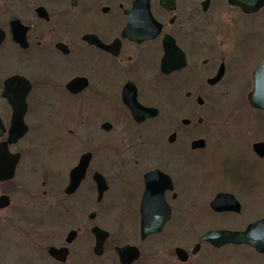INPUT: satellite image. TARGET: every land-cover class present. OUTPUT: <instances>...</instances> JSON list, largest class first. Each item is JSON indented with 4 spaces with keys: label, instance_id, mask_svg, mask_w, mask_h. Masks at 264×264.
<instances>
[{
    "label": "flooded vegetation",
    "instance_id": "1",
    "mask_svg": "<svg viewBox=\"0 0 264 264\" xmlns=\"http://www.w3.org/2000/svg\"><path fill=\"white\" fill-rule=\"evenodd\" d=\"M223 1L228 4L218 0ZM205 2L0 0V178H7L0 179V213L10 209L15 195L41 196L43 225H59L62 210L69 216L61 227L79 223L88 209L93 210L90 222L97 209L120 210L123 225L135 218L141 246L114 247L118 260L117 248L130 245L140 252L133 264H264V253L247 244L215 248L201 240L211 232L264 226V138L256 137H264V128L246 116L221 123L226 110L264 115L249 102L264 52L242 87L240 49L218 39L224 27H210L213 0ZM229 7L245 17L264 9L245 14ZM12 77L30 86L26 131L19 139L20 124L5 95ZM247 90L245 98L235 95ZM37 105L55 120L44 130L35 127ZM55 151L66 157L64 164L49 161ZM235 151L252 162L239 161L226 170L212 164L214 156L231 159ZM39 183L41 194L33 193ZM164 218L169 219L161 233L142 237L146 225ZM96 226L90 230L94 240ZM167 229L170 239L185 246L142 249ZM81 231L72 229L64 244L47 246L48 260L68 264ZM107 232L104 250L111 238ZM229 246L246 252L223 251ZM51 247L67 248L66 259L51 256Z\"/></svg>",
    "mask_w": 264,
    "mask_h": 264
},
{
    "label": "rangeland",
    "instance_id": "2",
    "mask_svg": "<svg viewBox=\"0 0 264 264\" xmlns=\"http://www.w3.org/2000/svg\"><path fill=\"white\" fill-rule=\"evenodd\" d=\"M208 18L210 21V27H224L222 30V35L218 36L219 40H224L225 44L227 45H229V42H233L232 47L240 49V61L238 62L239 71L244 77V79L243 77L241 79V85L243 87L245 83H248L251 67L264 52V40H260V37H256V35H261V33H257L258 30L264 34V9L258 15L245 17L235 9L230 8L225 1L220 3L218 0H213L212 6L208 13ZM223 33H225V35ZM227 36H229V38ZM219 40H216V42H219ZM261 42L262 44H260ZM232 53L235 55V52ZM232 57L234 56H228V60L232 59ZM248 86L249 90L251 88L250 81ZM248 90L245 94L235 95L237 97L243 96L245 98ZM230 95L235 97L234 94H229V97ZM241 104L243 105V103ZM244 106L247 107L246 105ZM221 107H223V104ZM33 116L35 118L34 123L37 124L35 127L38 128L40 126L41 130L49 127L50 120L55 121L52 114L44 109V106L40 107L37 105L33 109ZM221 116H223L221 119L222 124L229 122L230 116L236 117L237 120L243 119L244 116H246V118L248 117L253 119L252 123L254 126L257 125V128H264V115L261 116L257 113L246 112L244 114L243 110H240L233 115L229 110H226L221 111ZM237 133L238 129L235 131L236 135ZM256 137L257 139L264 138L260 137L259 134ZM234 145L235 144L231 145V147L235 148ZM43 159H48V157L44 155ZM52 160L56 162L60 160V163L62 164L67 161L66 157L62 156L56 151L49 158V161ZM239 161L244 164H249L252 162V159L249 156L242 157L239 152L235 151V153L232 154L231 159L221 154L214 156L212 164L214 163L215 167L218 165V170H226L229 169L230 164L232 166L234 163ZM212 164L211 168L213 169ZM21 181V177L16 178L17 183ZM35 181L36 180L33 182L35 183ZM37 189L38 190L35 191V186H33L32 192L41 194L42 189L40 187V183L38 184ZM40 197L34 198L32 200H26L21 195H15V197L12 199V205L10 209L0 213V264H52L48 260V257L45 253V248L51 245L58 246L60 244H64V240L68 232L77 228H81L82 231L74 245L71 247L73 254L68 264L76 263V259L79 255L84 256L76 264H89L87 255H91L92 262H94V264H120L118 257L114 252V247L123 246L125 244L141 246L138 236L139 227L137 224H134L135 218L132 216L129 220L125 219V224L123 225L121 222L122 211L120 210L97 209L96 219L90 222L87 219L93 210L88 209L81 215V221H79V223H70L64 227H61L59 225H64L69 216V212L62 210V212H60L62 214L61 219L58 221L59 225L54 223L51 225L47 222H43L45 223L43 225L41 221L46 220V216L44 214L45 208L43 205L45 201ZM129 212H125V214L129 215ZM46 224L48 226H46ZM95 225L111 233V238L106 244L105 250L100 257H95L92 252L95 245V240L90 230ZM168 231L169 230L167 229L166 232L161 235V237L150 240L143 244L142 249L144 251L154 249L160 251H173L176 247L185 246L183 242L173 240L172 238L170 239L168 236ZM223 251L230 253L237 252L240 255L246 252V250L243 248L237 249L233 248L232 246L223 248Z\"/></svg>",
    "mask_w": 264,
    "mask_h": 264
},
{
    "label": "water",
    "instance_id": "3",
    "mask_svg": "<svg viewBox=\"0 0 264 264\" xmlns=\"http://www.w3.org/2000/svg\"><path fill=\"white\" fill-rule=\"evenodd\" d=\"M209 3L210 0H206L204 5L208 6ZM228 4L232 7L239 8L245 14H255L264 8V0H228ZM29 91V84L20 77H12L5 84V95L9 98L13 105L14 118L16 122L20 124V128L18 130L19 132L15 136L17 139L22 137L26 131L23 125V118L26 112L25 98ZM249 102L255 108L264 109V62L255 72V88L253 92L249 94ZM11 133H14V127H12ZM262 146L263 145H257V148H261ZM13 174L14 170L12 171L10 177H12ZM167 219L169 218L161 219L160 222L155 225H146L143 229L142 237L145 238L151 234L161 233ZM262 231H264V226L261 225V223H257L256 225L250 226L245 232L216 231L205 234L201 240L209 242L216 248L226 245L247 244L258 252L264 253V232ZM92 233L96 240L94 252L97 256H102L104 252V244L109 237V233L99 227H94L92 229ZM75 235L76 233H72L71 238L67 241L70 243ZM177 251L178 253L184 252L180 248H178ZM67 253V248L57 249L55 247H51L49 249V254L51 256L61 259L62 261L66 259ZM117 254L121 264H133L140 257L138 248L130 245L117 248Z\"/></svg>",
    "mask_w": 264,
    "mask_h": 264
}]
</instances>
